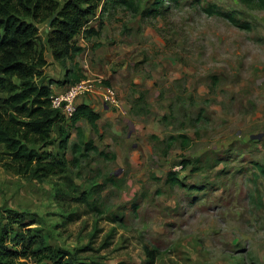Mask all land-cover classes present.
I'll return each mask as SVG.
<instances>
[{"label":"rangeland","instance_id":"1","mask_svg":"<svg viewBox=\"0 0 264 264\" xmlns=\"http://www.w3.org/2000/svg\"><path fill=\"white\" fill-rule=\"evenodd\" d=\"M155 1L106 3L90 22H103L100 37H78L85 78L114 87L118 104L87 97L96 130L54 126L46 149L72 160L65 172L37 181L0 165V240L25 231L77 264H150L146 247L152 264H264V9L163 0L142 14Z\"/></svg>","mask_w":264,"mask_h":264},{"label":"trees","instance_id":"2","mask_svg":"<svg viewBox=\"0 0 264 264\" xmlns=\"http://www.w3.org/2000/svg\"><path fill=\"white\" fill-rule=\"evenodd\" d=\"M242 1L264 9V0ZM106 3L137 11L134 0H105L101 6L99 0H0V93L5 95L0 96V165L5 170L41 181L65 172L71 164L64 154L46 149L53 144L54 126L64 116L51 106L54 80L45 74L49 65L45 48L65 70L58 82L68 85L85 78L77 60L84 51L78 37L84 42L100 37L103 22L97 26L90 22L99 8L100 14L105 11ZM163 3L156 0L153 8L142 14L159 13ZM204 11L249 29L247 22L215 4L208 3ZM54 15L42 41L38 24H47ZM99 118L100 114L89 105L77 104L69 121L75 126L83 119L96 130ZM74 148L80 150L76 145ZM85 148L88 150L89 144ZM167 180L172 183L177 178L170 172ZM10 230L14 231V227ZM12 233L0 240V264H77L60 249L49 245L33 247L34 240L25 231ZM6 237L14 242L12 246L5 244ZM145 249L152 264L156 250Z\"/></svg>","mask_w":264,"mask_h":264},{"label":"built area","instance_id":"3","mask_svg":"<svg viewBox=\"0 0 264 264\" xmlns=\"http://www.w3.org/2000/svg\"><path fill=\"white\" fill-rule=\"evenodd\" d=\"M94 79L83 78L78 82L68 84L63 90L58 93H53L51 96L52 108L59 110L65 118H70L77 106L79 98L97 94L103 105H117L118 93L112 86L101 85L98 80L94 84Z\"/></svg>","mask_w":264,"mask_h":264},{"label":"crops","instance_id":"4","mask_svg":"<svg viewBox=\"0 0 264 264\" xmlns=\"http://www.w3.org/2000/svg\"><path fill=\"white\" fill-rule=\"evenodd\" d=\"M83 46H85L84 44H82ZM46 59H47V61H48V63H49V65H50V67L52 66V65H55V67H57V69H58V73H54V74H50L51 75V77H52V79L53 80H62L63 79V75H64V69L56 62V61H54V59H53V57H52V55H51V52H48V53H46ZM59 67V68H58ZM83 70V69H82ZM48 71H49V67H48ZM46 72H47V70H46ZM83 73L85 74V76H86V73L83 71ZM65 86L66 85H64V84H62V86H59V87H57V88H55L56 86L54 85V84H52L51 85V88H52V90H53V93H58V92H60L61 90H63L64 88H65ZM89 96H91V99H96V100H98V101H100V99H99V97H98V95L97 94H90V95H87V96H84V97H81V98H79L78 99V101H77V104H87V101L88 100H86L87 99V97H89ZM100 103H101V101H100ZM88 105V104H87ZM101 105L102 106H104V108H105V105H103L102 103H101ZM96 112H98L97 110H96Z\"/></svg>","mask_w":264,"mask_h":264},{"label":"water","instance_id":"5","mask_svg":"<svg viewBox=\"0 0 264 264\" xmlns=\"http://www.w3.org/2000/svg\"><path fill=\"white\" fill-rule=\"evenodd\" d=\"M55 16H56V15H54V16L49 20V22L47 23L46 31H48V28L51 26V22H52V20L54 19ZM259 137H261V135H258V136H248V137H246V140H249V139L257 140V139H259Z\"/></svg>","mask_w":264,"mask_h":264}]
</instances>
